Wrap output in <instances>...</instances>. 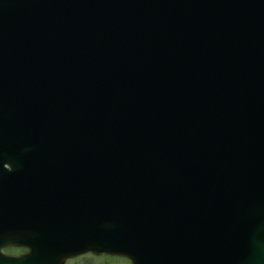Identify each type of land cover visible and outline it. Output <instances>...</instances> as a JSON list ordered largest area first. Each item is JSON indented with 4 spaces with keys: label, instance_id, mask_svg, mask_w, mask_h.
I'll return each mask as SVG.
<instances>
[{
    "label": "water",
    "instance_id": "water-1",
    "mask_svg": "<svg viewBox=\"0 0 264 264\" xmlns=\"http://www.w3.org/2000/svg\"><path fill=\"white\" fill-rule=\"evenodd\" d=\"M8 153L56 172L0 264H264V0H0Z\"/></svg>",
    "mask_w": 264,
    "mask_h": 264
},
{
    "label": "flooded vegetation",
    "instance_id": "flooded-vegetation-1",
    "mask_svg": "<svg viewBox=\"0 0 264 264\" xmlns=\"http://www.w3.org/2000/svg\"><path fill=\"white\" fill-rule=\"evenodd\" d=\"M15 153H8L5 164L0 166V235L9 238L0 248L1 252L7 256L21 257L30 252V248L26 244H11L9 241L13 238L27 236H37L42 233L43 225L38 222L27 221L28 210H30L33 201L22 198L23 195L32 194L36 190H27V187L35 185L47 184L49 178L43 174L44 172H56L52 169L42 167H28L22 165L23 155L19 153L15 157ZM36 205V212L38 211ZM36 218L42 216L37 215ZM85 257V255L68 259L65 264ZM119 261L126 260V264L131 261L123 256L117 257ZM81 264H89V262L81 261Z\"/></svg>",
    "mask_w": 264,
    "mask_h": 264
},
{
    "label": "rangeland",
    "instance_id": "rangeland-1",
    "mask_svg": "<svg viewBox=\"0 0 264 264\" xmlns=\"http://www.w3.org/2000/svg\"><path fill=\"white\" fill-rule=\"evenodd\" d=\"M81 261H85L86 263L89 262V264H126V260L119 261L115 258H107L105 255H86L85 257H82L81 259L71 261L68 264H81Z\"/></svg>",
    "mask_w": 264,
    "mask_h": 264
}]
</instances>
